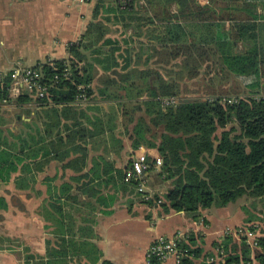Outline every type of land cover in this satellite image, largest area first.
Listing matches in <instances>:
<instances>
[{
    "label": "crops",
    "instance_id": "0c3cea01",
    "mask_svg": "<svg viewBox=\"0 0 264 264\" xmlns=\"http://www.w3.org/2000/svg\"><path fill=\"white\" fill-rule=\"evenodd\" d=\"M94 6L95 0H0V72L65 60L67 46L81 40L93 21ZM249 11L256 17L251 42L264 50V8L252 6ZM230 25L225 22V29ZM114 26L110 23V28L120 29L119 24ZM142 29L136 47L147 40ZM119 34L107 38L121 39ZM235 45L236 51L244 48L241 41ZM140 57L138 71L153 68L154 59L145 65L146 51ZM129 58L128 54L125 61ZM122 60L110 56L108 76H114V69L121 71V64L114 63ZM124 73L138 82L140 75L131 65ZM102 74L97 72L81 106L28 105L21 121L22 110L0 104V264H147V250L158 237L174 239L190 232L197 234L195 247L201 250L195 263L222 264L216 243L234 239L233 233L247 237L243 233L251 231L256 238L264 237L253 213L259 199H248L253 207L250 217L243 213L242 199L196 213L165 211L155 203L163 202L170 188V181L160 174L161 161L145 174L146 191L159 199L148 201L152 204L140 199L126 177L131 159L146 156L147 149L132 148L136 121L126 122L122 102L110 99V93L125 89L100 83ZM241 78L248 83L251 76L230 77L226 86L229 82L244 88L247 83ZM217 80L221 82L213 78ZM140 85L145 86L130 87L128 82L125 88L134 92ZM20 136L27 143L25 152L19 150ZM162 264L177 263L168 258Z\"/></svg>",
    "mask_w": 264,
    "mask_h": 264
},
{
    "label": "trees",
    "instance_id": "16d2710c",
    "mask_svg": "<svg viewBox=\"0 0 264 264\" xmlns=\"http://www.w3.org/2000/svg\"><path fill=\"white\" fill-rule=\"evenodd\" d=\"M252 6L264 8V4L250 0H207L206 4L202 0H95L93 21L81 40L67 46L68 57L34 67L41 69V82L48 95L33 98L26 91L10 99V78L5 77L0 81V104L22 110L20 119L22 114L27 115L24 108L28 105L65 109L81 106L90 95L97 72L102 70L100 83L125 89L110 93V99L122 102L126 122L136 121L132 148L145 147L150 167L161 161L160 174L170 181L160 207L196 213L241 199L264 200V50L251 42L256 29L251 24L256 18L250 14ZM103 20L119 24L116 31L121 39L107 38ZM204 21L211 24L204 27ZM227 21L231 25L225 29ZM143 27L147 40L136 47L135 38ZM239 41L242 51H236ZM103 44L102 53L124 59L114 63L115 67L121 64V71L114 69L112 77L106 73L110 72L106 59L95 57ZM109 45L114 47L106 48ZM145 51V65L154 59L153 68L138 71L140 55ZM130 65L140 75L135 78L138 82L124 73ZM235 76H251L250 82L244 88L233 84L228 91L225 83ZM213 78L224 81L223 85L216 87ZM128 82L130 87L145 86L133 92L125 88ZM80 95L86 98L82 103L77 101ZM169 97L176 98V104L162 107L161 101ZM224 98L236 102L223 104ZM138 112L143 115L136 118ZM153 128L159 131L152 134ZM19 150H27L21 136ZM196 240L197 234L190 232L179 244L184 253L180 264H196L195 259L201 255ZM250 243L247 237L240 241L226 237L215 246L222 252V264H264V237L256 239L255 247Z\"/></svg>",
    "mask_w": 264,
    "mask_h": 264
},
{
    "label": "built area",
    "instance_id": "2783aa9c",
    "mask_svg": "<svg viewBox=\"0 0 264 264\" xmlns=\"http://www.w3.org/2000/svg\"><path fill=\"white\" fill-rule=\"evenodd\" d=\"M65 76L68 74L65 71ZM5 77L10 78V83L8 87V95L10 99H16L22 95V93L28 91L32 93L33 98H44L48 95L47 87L41 82L42 71L41 69L32 67H15L8 72H0V81ZM85 96L80 95L78 97V102L82 103L85 101ZM3 102H5L3 100ZM177 99L174 97L165 98L161 101L162 107H167L176 104ZM234 98H224L221 103L232 104L235 103ZM160 161H157V165ZM150 164L146 160L145 155H136L131 159L130 164V174L126 177V181H134L135 191L139 195L143 202H148L154 200L153 195L146 191V179L145 174L149 170ZM156 204H161L162 200L155 201ZM230 233L227 232V235ZM234 236L241 235L238 233H233ZM248 238L254 239L251 241L253 247L257 246L255 235L249 231L244 232ZM243 236V235H242ZM186 235H181L180 233L174 239H167L164 237H158L152 245L148 248L146 253L147 264H162L168 258H173L177 264L181 263L184 253L179 247V244L185 241ZM155 260V263H151V260Z\"/></svg>",
    "mask_w": 264,
    "mask_h": 264
},
{
    "label": "rangeland",
    "instance_id": "374dc122",
    "mask_svg": "<svg viewBox=\"0 0 264 264\" xmlns=\"http://www.w3.org/2000/svg\"><path fill=\"white\" fill-rule=\"evenodd\" d=\"M108 5L109 4H107L106 7H105L106 8L105 10H107V11L110 9V7ZM105 13H107L105 15H109L108 12H105ZM101 17H103V16L101 15ZM103 21L106 22L105 20H103ZM106 24H107V26H106V31H107L106 36L107 37H110V35L112 37L114 35H118V32L114 28H112V27L110 28V22H106ZM113 27H115L114 24H113ZM149 34H148V36H150L151 38H154L153 37L154 34H152V33H149ZM104 46H105L104 44L102 46H100V51H99L100 53H96L95 54V57H97V59H100V58L106 59V63L110 67V55H106V54H104V53L101 52L102 49H105ZM108 47L110 49V45L107 46L106 48H108ZM87 55L90 56V52H87ZM93 59H95V58H90V61H93ZM100 68H101V66L99 67V69ZM240 80H241V82L243 84L247 83V81H248V79H245V78H241ZM223 82L224 81H221L220 82L219 80H217V81L214 82V85L220 86L221 84L223 85ZM225 87L227 88L228 91H231L232 90L231 86H229V82H228L227 86H226V83H225ZM259 201L260 202H254V203H256L255 205H258V207H257L258 209H255V210L253 209V213H257V216H256V221L257 222L256 223H258V226L257 227L259 229V232H262V231L264 232V202H263V200H259ZM241 203H246L245 206H244V209H243V213H244V215L246 217H250L251 214H252V211L251 210L253 208L252 207V203L249 202L248 199H242V202ZM233 238H234L235 241H240V239L242 238V236L241 235H237V236H233ZM250 240L253 241L254 239H250ZM251 245L253 247V243H251Z\"/></svg>",
    "mask_w": 264,
    "mask_h": 264
}]
</instances>
